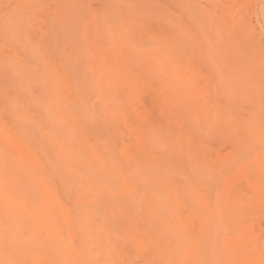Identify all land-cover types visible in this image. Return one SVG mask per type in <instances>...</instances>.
<instances>
[{
	"label": "bare ground",
	"instance_id": "1",
	"mask_svg": "<svg viewBox=\"0 0 264 264\" xmlns=\"http://www.w3.org/2000/svg\"><path fill=\"white\" fill-rule=\"evenodd\" d=\"M81 1L0 0V264H264L258 220L223 260L213 193L264 151L212 140L264 142V0Z\"/></svg>",
	"mask_w": 264,
	"mask_h": 264
},
{
	"label": "rangeland",
	"instance_id": "2",
	"mask_svg": "<svg viewBox=\"0 0 264 264\" xmlns=\"http://www.w3.org/2000/svg\"><path fill=\"white\" fill-rule=\"evenodd\" d=\"M92 1H93V3L91 4ZM153 1L152 0H131V2H133L134 5H138L137 3H139L141 6L146 4L145 5L146 7H144V8H147V9H149V8L151 9V7H149V6L151 4H153ZM81 2L83 3V7L86 6V8L88 7V9H90V8L92 9V6H93V8H95V9H92V10H96V9L100 8V6L97 5L94 0H84V1H81ZM175 7L176 6H174V5H170L169 10L172 13H177V15L180 16V20H181L182 23L185 22V11L181 10L180 8H177V7H176L177 8L176 9ZM86 8H85L86 11L83 9L85 11V15H86V13L87 14L89 13V12H87L89 10H87ZM153 8H156L155 5H153ZM255 19L257 20L256 16L252 17V20H254L256 22ZM79 20H81V18ZM80 23H82V21ZM151 24H152V28L153 27L155 28V31H154V28L152 29V31H154L155 33L161 34V27H162V29H164L163 23H160V21L157 22V20H152ZM82 26H83V24L81 25V27ZM44 29H46L45 26H43V28H41L40 31H39V35H41V37L45 36V34H46V31ZM156 113H157V111L155 110L153 112L152 119L154 117H157ZM154 114H156V116ZM238 134H240V135H235V134L224 135V134L220 133L218 135L212 136L213 143L215 144L214 147H216L215 149L219 148L218 150L220 151V153L221 152L222 153H225V152L229 153L230 151L233 150L232 148H234V147H237V149L243 150V146L245 147L246 143L249 142L248 150L247 151L245 150V153H243L239 158H241V160L244 159V161L255 160L254 157L257 155V153L259 151H264V142H262L258 138H255V137H253V136H251V135H249L247 133L246 134L245 133L244 134L243 133H238ZM244 161H241V162H244ZM236 166H237V164H235L232 168H234ZM254 182H257V181H254ZM236 183L238 184V186H236ZM236 183L235 184L230 183V184L227 185V186H229L228 189H230L231 192H227V191H224L223 189H221L223 187L222 186L223 184L214 183L215 184L214 188H216L213 191L214 197H215L214 198L215 202L218 201V204L222 205L221 206L222 207V209H221L222 213H218V214H221V216L218 215L216 221H217V226H218L217 228H219V230L217 231L218 232L217 235H219V240H218L219 242L217 241V243H218L217 244L218 245L217 248L218 249L220 248L221 251H223V252H221L220 249H219V253L223 257V260L228 258V255L230 254V252L236 251V248H238L237 251H236L237 254H238L237 256L241 255L240 252L241 253L243 252V251H241V246L244 245V244H242L241 240L245 237L244 236L245 235V231L247 232L248 229H251L250 226L252 224L255 225L253 227L256 230V228H257L256 225H258L256 223V221L258 220L257 222L259 223V225L264 227V190H259V189H261V186L264 189V186H263L264 182L263 183L262 182H258V183H261V184L252 183L251 186L261 185L260 188L257 186L256 189H253L247 183L244 184L243 181H239V182H236ZM230 185H233V187H231ZM247 185H249L250 188L249 187L247 188L246 187ZM226 193H231L232 194V197L230 199H228V200H224V197L226 196ZM231 194H230V196H231ZM223 208L226 209L224 212H223ZM240 208L242 209V211H241ZM238 210H240L239 211L240 214L242 212L243 213L240 215L239 212L237 213ZM233 211H234L235 214H233ZM249 224H250V226H249ZM246 225H247V228H248V229L246 228L247 230H245V228H244ZM259 225H258V228H257V230L255 232L259 231V234H258L259 239H260L259 247L261 249H263V251H264V248H263L264 247L263 246V243H264V236H263L264 235V230L261 233L262 236H263L262 237L261 234H260L261 230H259V229H263V228H261ZM242 229H244L245 231L244 230L242 231ZM249 231H251V230H249ZM239 234L242 237L239 238ZM247 234H248V232L246 233V235ZM234 235L236 236V239H235ZM237 235H238V237H237ZM248 236L249 237L251 236L250 233H249ZM254 242H253V244H255ZM261 242H263V243L261 244ZM256 246H258V245L256 244ZM261 249H259V250H261Z\"/></svg>",
	"mask_w": 264,
	"mask_h": 264
}]
</instances>
